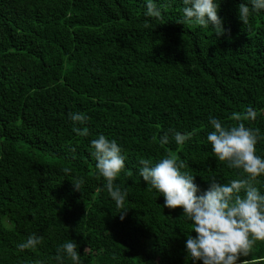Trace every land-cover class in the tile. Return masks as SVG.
<instances>
[{
	"label": "trees",
	"instance_id": "16d2710c",
	"mask_svg": "<svg viewBox=\"0 0 264 264\" xmlns=\"http://www.w3.org/2000/svg\"><path fill=\"white\" fill-rule=\"evenodd\" d=\"M154 2L171 6L157 18L146 15L147 0H0V264H73L55 259L69 240L83 264H194L185 247L196 236L191 221L164 207L139 160L179 157L198 196L213 176L239 179L246 174L219 161L207 135L210 118L235 126L248 107L257 119L243 122L260 130L264 158V9L242 22L239 5L251 0H219L228 31L215 38L210 26L181 23L183 0ZM76 112L90 118L75 125L86 137L73 131ZM169 129L192 136L178 145L169 133L160 144ZM100 135L126 156L114 181L128 193L124 209L91 155ZM254 183L264 195V174ZM33 233L41 244L18 248ZM237 264H264V241Z\"/></svg>",
	"mask_w": 264,
	"mask_h": 264
},
{
	"label": "clouds",
	"instance_id": "9594fccd",
	"mask_svg": "<svg viewBox=\"0 0 264 264\" xmlns=\"http://www.w3.org/2000/svg\"><path fill=\"white\" fill-rule=\"evenodd\" d=\"M183 4L181 23L210 26L215 38L228 31L222 26V18L217 15L219 0H183ZM166 6L171 5L169 3L158 7L154 0H147L146 15L159 18ZM261 9H264V0H251V8L248 4L241 3L238 9L239 18L246 22L250 11ZM69 118L77 135H89L87 127H75L88 122L90 118L86 114L70 113ZM233 119L237 121L236 125L225 127L220 120L210 118L209 123L214 131L208 133L207 141L211 143L219 161H227L229 168L242 169L246 175L239 179L222 184L213 176L208 180L207 190L198 196L200 188L194 183L195 175L182 171L188 165L179 157L168 154L154 165L150 159L139 160V176L164 196V207L182 208L184 215L191 221L192 231L196 236L187 235L185 247L194 264L196 261H202V264H237L241 255L249 254L254 241H264V195L254 183L257 177L264 174V158L256 154L260 130L246 127L243 122L255 121L257 110L248 107L244 113L234 115ZM169 133L178 145H183L192 136V133L181 134L169 129L159 137L160 144L167 145L170 142ZM91 146L94 149L91 155L96 160L97 172L106 179L105 187L110 197L118 209H124L128 193L114 181L125 168L126 156L121 154L122 149L116 140H109L104 135L92 140ZM75 150L72 148L73 153ZM70 171L69 168L64 169L65 173ZM71 183L74 190L80 191L85 181L83 177H77ZM127 210L119 212L121 220ZM42 241L43 236L33 233L18 248H35ZM77 248L78 245L69 240L57 247L55 259L62 261L66 255L73 264H83Z\"/></svg>",
	"mask_w": 264,
	"mask_h": 264
}]
</instances>
